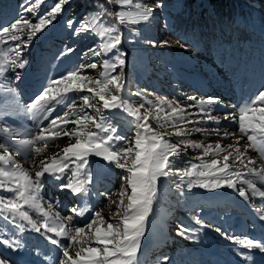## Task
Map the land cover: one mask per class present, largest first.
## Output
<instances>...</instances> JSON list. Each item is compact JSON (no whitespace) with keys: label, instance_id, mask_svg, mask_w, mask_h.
<instances>
[{"label":"rangeland","instance_id":"1","mask_svg":"<svg viewBox=\"0 0 264 264\" xmlns=\"http://www.w3.org/2000/svg\"><path fill=\"white\" fill-rule=\"evenodd\" d=\"M161 1L144 0L152 7L153 14L156 15L160 14L162 10L166 11L164 7L158 5V2L161 3ZM47 2L48 0L41 5L42 13L47 11H43ZM28 3L29 0H1L0 29L10 27L11 23L19 16H24L32 20L33 23L37 22L34 14L25 11ZM257 3L259 6L251 9L252 15L248 17L254 37L250 46L248 44L247 51L240 53L239 58L236 56L237 59L235 55L228 58L229 49H227V57H224L225 53L221 48L217 52L213 51L215 55L212 56V53L208 52L210 50L207 45L194 46L192 39L180 40L178 35L170 32L159 33L157 39L145 35L129 37V22L121 25L117 20L110 21L107 15L106 17H97L99 24L105 27L114 25L118 29V33H113V35L120 34L122 37V43L117 48L124 54L125 64L111 74L118 75L121 72L124 74L125 88L122 97L128 103L134 106L144 103L148 108L151 105H148L146 100L155 103L159 98H165L174 103L178 102L180 106L194 105L195 101L187 99L189 96H195L198 99L211 97L219 101L216 105L205 106L206 112L210 111L212 116L220 118L219 124L206 118L201 120L198 105L188 109L192 115H186V119L199 120V123L183 124V122L176 121L178 126L187 128L191 135L183 137L171 135L175 129L170 126V123H166L161 128L160 122L150 119L149 123L154 129L169 133L165 137L169 142L179 143L181 140H193L203 143L205 146L211 144L213 148L217 143L224 148L229 144L236 143L232 136L226 137L223 133L228 131L240 135L238 122L231 119L224 120L223 117L232 113H237L238 116L240 107L253 99L259 91H264V0H258ZM69 10L70 8H68ZM121 10L129 13L135 11L131 6L125 8L119 6L115 10L110 9V12ZM62 13L53 22V25H49L43 32L33 37L31 44L26 47L22 46L23 57L29 61L25 69L13 70L6 67L5 71L0 74V129L12 130L13 139H23L26 131L35 132L37 130L36 121L26 114L24 109L33 102L34 97L50 79H58L67 70L92 62H96L98 68H84L82 74L94 79L99 78L100 72L103 71V60L115 62L112 58L117 49L105 53L101 47L107 37H100L91 28L88 33L74 34L73 28L67 26L69 20L66 21L65 15L63 16ZM93 16L88 13L81 17L79 11H73L70 20L74 21V27L78 29L81 23L91 21ZM166 20L167 18L164 20L163 17L159 23L162 21L166 23ZM76 22H78L77 26H75ZM143 23L145 21H142ZM58 33L63 36L61 45L51 39H57ZM16 43L18 42L9 40L7 44L0 45V47L7 49L15 47ZM69 47L73 49V52H66ZM89 49H95L101 55H93ZM235 51L238 52L234 48V53H236ZM130 52L134 53L131 57ZM9 55L10 58H15L14 53ZM129 59L135 67H142V71L132 82H129L130 77L127 73ZM37 66L41 69H36ZM17 72L20 73L19 79L16 78ZM28 87L34 96L30 99L23 97L24 91ZM8 89L14 91L9 92ZM136 93L139 95H135ZM86 94L89 93L85 90L79 93H69V96L76 98L77 108H79L82 104L79 97ZM93 103L96 101L94 100ZM97 106L101 107V113L106 117L105 123L116 128L115 135L123 137L122 140L116 142L117 145L127 147L130 146L129 142L134 144L136 133L141 129L136 127L133 118L121 109H103L102 102ZM13 109H17L18 113H15ZM59 110L61 109L58 106ZM141 111L143 112V109ZM85 113L97 118L101 114L91 108H86ZM23 115L27 118L23 119ZM47 123L48 121H43L41 126L47 125ZM72 127L74 125H68V128ZM195 128H202L205 131L195 132ZM89 130L97 131L92 125H89ZM214 130H218L219 134ZM246 141V137L240 141L242 150ZM0 142L8 143V150L13 154V159L17 163L26 168L32 167V162L25 159L16 150V146L7 140L6 133L0 132ZM70 142L74 143L75 138L71 141L68 137L58 138L54 143L48 145L42 156L33 157V159L38 162L40 159L51 157ZM225 154L226 152H221L217 156L213 152L204 157V161L210 162L212 159L222 161ZM246 155L256 159L259 164L257 152L248 149ZM202 156V148H188L182 151L178 157H170L173 161L172 174L168 177H160L157 181L156 198L146 220L144 235L140 238V249L135 264H264V252L258 249L243 250L250 257L246 258L239 254L242 251L241 247L228 238L264 239V220L260 219V213L257 211L258 206L264 205V199L253 196L252 190L246 185L242 186L249 193L247 200L240 197L235 190L227 187L210 189L201 188L198 185L190 186L189 181H195L197 177L182 178L180 173L186 168H190L192 164H201L203 161L198 157ZM88 159V171L92 179L87 185L86 196L77 195L69 189L62 188L60 185L63 181L45 174L40 190L42 202L45 205H54V210L59 212L62 218L72 217L70 226L73 227H85L95 217L96 211H100L108 223H116L120 217L114 214L118 210L119 193L126 187L124 177L128 174L127 170L109 164L102 157L91 155ZM245 163H247V159ZM246 178L254 180L257 187L264 190V185H261L259 180L251 176ZM128 191L130 194V186H128ZM11 195L12 193L6 189H0V197ZM109 196L116 203H110ZM127 203L125 197V206ZM73 207L86 208L87 210L83 216H79L71 211ZM27 210L34 218H39L33 209ZM249 212L254 215L251 219L246 217ZM5 215L8 214L0 215V234L12 236L15 233L13 238L19 239L24 245L20 250L7 249L0 245V254L9 258V264H13V262L29 264L26 262L30 257L35 261V264H55L57 260L63 259L62 250L51 244L46 237L32 231L27 225L25 231L20 232L10 217L7 220L4 218ZM104 227L106 228V224ZM216 228H220L223 235L216 232ZM183 229H187V231L181 235ZM85 239L87 240L88 237ZM62 243L71 244L63 239ZM83 246L103 248V245H98L94 240H89ZM79 247V244L73 245L71 253L74 254ZM24 254L27 255V258L23 257L21 259L24 260L20 261V258L17 257H22L19 255L24 256Z\"/></svg>","mask_w":264,"mask_h":264},{"label":"snow or ice","instance_id":"2","mask_svg":"<svg viewBox=\"0 0 264 264\" xmlns=\"http://www.w3.org/2000/svg\"><path fill=\"white\" fill-rule=\"evenodd\" d=\"M46 0H29L25 11L34 14L37 22L19 16L11 23L10 27L0 29V45L7 44L9 40L18 42L15 47H0V74L6 67L10 69H25L29 64L27 58L23 57L22 46L31 44L33 37L43 32L49 25L57 20V17L64 11V6L69 0H56L46 12L41 11V5ZM108 4H116L121 8L129 7L135 9L134 12L123 10L110 12L104 5H100V11L91 21H85L74 27V21L69 20L67 26L73 28L74 34L88 33L90 28L100 37H107L101 45L103 51L110 52L117 49L114 54V63L111 60H103V71L99 78H90L82 74L84 68L97 69L96 62L87 65H77L67 70L58 79H50L34 97L33 102L24 111L30 115L37 123V130L26 131L25 138L13 139V132L10 129H0V132L7 134V140L16 146L25 159L32 162L31 168H26L13 159V154L8 150V143L0 142V189H6L12 193L8 197H0V215L9 217L16 228L23 232L26 225L32 231L40 233L46 237L51 244L62 250V260H57L55 264H135L137 253L140 249V238L144 235L146 220L151 206L157 194V181L160 177H168L172 174L170 157L178 155L188 148H202L203 156L198 157L201 164H192L190 168L183 170L181 177H197L195 181H189L190 186L198 185L201 188H223L227 187L235 190L240 197L249 199V193L242 185L252 190L253 196L264 199V190L257 187L251 176L259 180L264 185V91H259L253 99L246 102L238 109L237 113L225 115L224 120H236L239 125L240 135L225 131L224 136H232L236 143L229 144L226 148L217 143L214 148L209 144L205 146L193 140H181L179 143H171L166 139L169 133L157 131L149 123V120L160 122L163 128L166 123L175 129L171 135L183 137L191 135V132L178 126L176 121L183 124H194L200 121L186 119L189 108L200 107L201 120H211L216 124L220 123V118L212 116L210 111H205V106H212L219 103L215 98L198 99L195 96L187 97L195 104L180 106L178 102H171L165 98H159L155 103L146 100L151 107L146 108L144 103L134 106L122 97L125 82L124 74L112 75L118 67H123L125 60L123 53L117 48L122 43V37L118 29L113 25L105 27L99 24L98 16H114L119 24L125 23L139 24L142 21H149L153 16V9L144 0H107ZM26 37V39H25ZM93 55H101L95 49H89ZM67 53L73 52L70 47ZM10 53H14L15 58H10ZM16 78H20V73H16ZM87 91L89 94L79 97L82 104L77 108V100L69 93H79ZM13 92V89H8ZM135 95H139L136 93ZM96 103H93V101ZM102 102L103 109H121L133 118L136 127L141 129L136 133L134 144L130 146H118L117 141L123 137L116 136V128L105 123L106 117L101 113V107L97 105ZM58 106L61 110L58 111ZM86 108L94 109L96 113H101L99 118L85 113ZM143 109V112L141 111ZM55 113V115H53ZM43 121H48L43 125ZM74 125L68 128V125ZM92 125L97 131L89 130ZM195 132L205 131L202 128H195ZM219 134L218 130H214ZM19 135V133H16ZM68 137L74 143H68L60 152L51 157L40 159L38 162L33 157L42 156L44 150L50 143H54L58 138ZM247 138L243 150L240 141ZM248 149H252L259 154V164L256 159L248 157ZM217 156L221 152L223 160L212 159L210 162L204 161V157L212 153ZM94 155L102 157L109 164H114L117 168L126 169L127 175L124 177L126 187L119 193L118 210L114 214L120 217L116 223H108L100 211L95 212V217L85 227L70 226L72 217L62 218L59 212L54 210V205H45L40 196L45 174L56 180L63 181L62 188L69 189L72 193L86 196L87 185L91 182L88 157ZM247 159V163L245 160ZM232 161L231 163L229 161ZM258 165V166H257ZM130 186V194L128 191ZM125 197L127 205L125 206ZM110 203H116L112 197H108ZM27 209H33L39 218H34ZM86 208L73 207L71 211L83 216ZM122 210V211H121ZM260 219L264 220V205L258 206ZM17 220L19 221L17 223ZM26 222V223H25ZM106 224V228L104 225ZM43 229V231H42ZM187 229L181 231V235ZM220 232V228L215 229ZM0 234V245L7 249H23L24 245L19 239L13 236ZM65 241L71 242L62 243ZM85 237H88L86 240ZM230 240L239 245L242 251L240 255L248 257L246 251L258 249L264 252V239L233 238ZM89 240H94L100 247H84ZM79 244V249L72 254L71 247ZM0 264H9V258L0 254ZM15 264V262H13Z\"/></svg>","mask_w":264,"mask_h":264},{"label":"trees","instance_id":"3","mask_svg":"<svg viewBox=\"0 0 264 264\" xmlns=\"http://www.w3.org/2000/svg\"><path fill=\"white\" fill-rule=\"evenodd\" d=\"M257 1L162 0L161 3L158 2V5L164 7L166 11L162 10L160 14H153L149 21H145L143 24L142 22L139 24L129 22L130 29L128 36L145 35L146 37L157 39L158 34L165 31L178 35L180 40L192 39L194 46L207 45L210 50L208 52L212 53V56L215 55L214 52H217L221 48L224 50V57H227L229 53L228 58L233 55H235V58L236 56L239 58L241 56L240 53L247 51L248 44L250 46L254 37V32L248 22V17L252 15L250 10L259 6ZM55 2L56 0H48L43 11L49 10ZM100 5H104L109 11L110 9L115 10L119 7L116 4H108L107 0H69L62 14L63 16L65 15L66 21L71 19L73 11H79L81 17L83 14L88 13L96 16L100 11ZM68 8H70L69 11ZM163 17L164 20L167 18V22L164 23L162 21L159 23ZM109 18L110 21L116 20L113 16H109ZM78 22L75 23V26L78 25ZM57 36V39H51L54 42L56 40L61 45V38L63 36L59 35V33ZM234 48L238 52L235 51L236 53H234ZM227 49H229L228 53ZM133 55L134 53L130 52V57ZM127 68L128 77H130L129 82L135 81L138 73L142 71V67H135L130 59L127 63ZM147 69L149 70V67Z\"/></svg>","mask_w":264,"mask_h":264},{"label":"bare ground","instance_id":"4","mask_svg":"<svg viewBox=\"0 0 264 264\" xmlns=\"http://www.w3.org/2000/svg\"><path fill=\"white\" fill-rule=\"evenodd\" d=\"M247 207V206H246ZM249 208V207H248ZM254 215H252L250 212L248 213V215L246 216L247 217V219H251L252 217H253ZM256 216H257V214H256ZM255 218V217H254ZM257 218V217H256ZM256 220H258V218L256 219ZM260 220V219H259ZM19 256H22V257H17L18 259L20 258V261H23L21 258H27V255L26 254H24V256L23 255H19ZM16 258V257H15ZM26 262V261H25ZM35 261L30 257V258H28L27 259V262L26 263H29V264H35L34 263Z\"/></svg>","mask_w":264,"mask_h":264}]
</instances>
